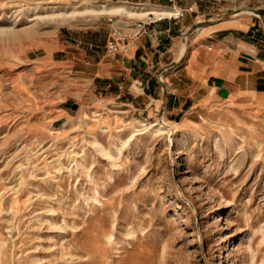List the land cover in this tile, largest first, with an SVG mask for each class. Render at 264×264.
I'll return each mask as SVG.
<instances>
[{"label": "rangeland", "instance_id": "1", "mask_svg": "<svg viewBox=\"0 0 264 264\" xmlns=\"http://www.w3.org/2000/svg\"><path fill=\"white\" fill-rule=\"evenodd\" d=\"M121 2L193 9L180 65L209 51V30L197 29L220 21L264 41V0H0V264H264L263 94L204 77L192 95L181 78L175 111L188 96L195 108L171 115L157 93L144 111L56 61L71 45L102 54L113 24L144 20L85 14L58 26L57 15ZM242 6L261 18L233 17ZM161 117L173 144L141 125Z\"/></svg>", "mask_w": 264, "mask_h": 264}, {"label": "crops", "instance_id": "2", "mask_svg": "<svg viewBox=\"0 0 264 264\" xmlns=\"http://www.w3.org/2000/svg\"><path fill=\"white\" fill-rule=\"evenodd\" d=\"M191 20L190 15L158 20L146 33L122 47L115 58L105 54L106 46L100 54L92 52V44H84L87 52L77 51L76 46L71 45L69 47L74 49L65 54L61 51L56 61L72 64L73 69H85L83 73L92 77L101 95L121 99L123 105L137 106L142 99L147 104L144 111L156 100L157 93L167 99L171 115L178 116L195 108L194 97L188 96L182 104L183 109L175 111L180 98L170 94L172 83L181 78L190 81L192 95L207 89L206 84H202L204 77L209 88L264 95V45L260 44L264 41L260 30L241 29L227 20L208 25L202 29L209 30L206 41L209 51L202 56L198 54L189 65L186 62L180 65L177 41L195 25ZM77 43L78 47L82 44ZM156 73L168 82L167 85L157 79ZM134 87L139 90L138 94L134 93ZM114 91L117 94L113 95Z\"/></svg>", "mask_w": 264, "mask_h": 264}, {"label": "bare ground", "instance_id": "3", "mask_svg": "<svg viewBox=\"0 0 264 264\" xmlns=\"http://www.w3.org/2000/svg\"><path fill=\"white\" fill-rule=\"evenodd\" d=\"M151 5V4H150ZM244 5V4H242ZM233 17H239L242 15L255 16L261 18V16L254 10H248L242 8L236 10ZM108 15V16H121L123 18L131 19H160L168 17H177L181 15V8L179 7H147L144 4H136L130 2H121L119 4L105 5L101 4L97 9H88L84 12H71V13H62L57 15V25L58 26H73L75 19L79 15ZM264 22V19H263ZM204 27H200L197 30H201ZM4 32V31H2ZM186 47L184 48V52ZM145 129L156 128L158 132L169 131V141L170 144H173L172 135L175 132V127L165 120L164 117H161L157 122L154 123H142L141 124ZM134 136V135H133Z\"/></svg>", "mask_w": 264, "mask_h": 264}, {"label": "built area", "instance_id": "4", "mask_svg": "<svg viewBox=\"0 0 264 264\" xmlns=\"http://www.w3.org/2000/svg\"><path fill=\"white\" fill-rule=\"evenodd\" d=\"M170 1H176V0H170ZM178 1H182V0H178ZM189 12H193V9L192 8L185 10L181 9V15L177 17H168V18H160V19H152L150 17L144 20H138L132 26V29L129 32H125L117 23L113 24L109 39L105 47L106 55L108 57L115 58L122 49V47L128 45L129 43H131L132 41H134L135 39L139 38L144 33H146L149 26L155 23L156 21L164 20V19H169V20L177 19L183 17L185 13H189Z\"/></svg>", "mask_w": 264, "mask_h": 264}, {"label": "water", "instance_id": "5", "mask_svg": "<svg viewBox=\"0 0 264 264\" xmlns=\"http://www.w3.org/2000/svg\"><path fill=\"white\" fill-rule=\"evenodd\" d=\"M163 112V111H162Z\"/></svg>", "mask_w": 264, "mask_h": 264}]
</instances>
